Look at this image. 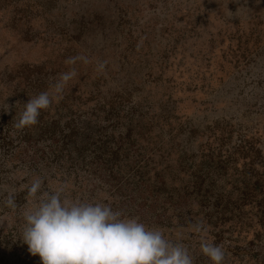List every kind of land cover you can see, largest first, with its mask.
<instances>
[{"label":"rangeland","instance_id":"1","mask_svg":"<svg viewBox=\"0 0 264 264\" xmlns=\"http://www.w3.org/2000/svg\"><path fill=\"white\" fill-rule=\"evenodd\" d=\"M72 71L37 124L18 128L23 104ZM222 138L263 163L249 177L231 166L212 190L264 186V0H0V264H41L21 239L33 179L139 219L142 181L150 190L162 172L178 185L179 162ZM256 220L238 232L256 245L224 264H264Z\"/></svg>","mask_w":264,"mask_h":264},{"label":"clouds","instance_id":"2","mask_svg":"<svg viewBox=\"0 0 264 264\" xmlns=\"http://www.w3.org/2000/svg\"><path fill=\"white\" fill-rule=\"evenodd\" d=\"M74 62L75 58L69 61ZM74 76V71L61 74L53 92H42L23 104L16 126L37 124L41 110L62 96ZM42 186L43 181L35 178L28 188L36 203L24 211L21 233L28 251L39 256L41 264H193L189 250L166 238L162 229L124 217L108 204L70 201L63 185L53 191H43ZM4 206L16 209L14 195L6 198ZM193 228L204 233L201 253L211 264H224L225 250L208 241L203 222Z\"/></svg>","mask_w":264,"mask_h":264},{"label":"trees","instance_id":"3","mask_svg":"<svg viewBox=\"0 0 264 264\" xmlns=\"http://www.w3.org/2000/svg\"><path fill=\"white\" fill-rule=\"evenodd\" d=\"M65 136L68 135L63 137ZM225 140L223 138L218 140L213 147L209 142H204L201 151L190 155L191 158L185 161V166L181 167L182 164L179 162L183 171L175 175L177 178L180 175L182 177L178 185H172L169 189L166 185L169 175L154 172L152 188L146 190L142 181L137 190L142 201H145L138 205L137 214L140 216L138 220L148 227L162 229L166 238L173 242L182 243L189 250L193 264H202L207 260L200 251L204 233H197L193 228L200 221L206 229L208 241L222 245L225 253L230 252L232 255L249 253L256 245L254 240L245 241L238 233L250 211L257 216L256 221L264 233L263 185L253 187L245 184L234 185L231 189L218 186L212 190L213 176L223 178L229 175L231 166L237 173L235 177H249L253 176L254 166L258 162L263 163L262 157L251 155V147L242 144L229 147ZM115 156V153H111L109 158L116 160ZM238 163L241 164L240 169L237 167ZM263 174L264 168L258 177ZM245 182H248L247 179H244L243 183ZM147 195L150 197L148 204ZM157 200H161L158 207L155 206L156 203L153 204ZM159 209L160 211L154 215ZM166 209L167 212L171 211L168 217H165Z\"/></svg>","mask_w":264,"mask_h":264}]
</instances>
